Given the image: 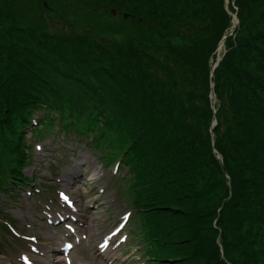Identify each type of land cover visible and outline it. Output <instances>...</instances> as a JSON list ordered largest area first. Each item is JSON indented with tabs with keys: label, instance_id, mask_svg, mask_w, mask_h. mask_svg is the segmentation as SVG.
<instances>
[{
	"label": "trees",
	"instance_id": "obj_1",
	"mask_svg": "<svg viewBox=\"0 0 264 264\" xmlns=\"http://www.w3.org/2000/svg\"><path fill=\"white\" fill-rule=\"evenodd\" d=\"M101 1L116 7L114 11L124 10L129 16L132 13L128 11L140 13L141 5L132 8L131 0ZM238 1L240 26L227 36L226 50L212 79L202 71H210L211 63L198 60L196 56L200 53L194 46L199 45L200 36L209 37L215 30L216 45L227 35L223 25L229 18L222 8L216 10V15L212 14L211 31L204 25L182 27L184 20L161 16L171 32L193 43L183 45L186 50L172 44L178 50L175 59L189 60L181 68L192 70L190 79L180 84L175 78L173 82L168 77L171 70L162 75L165 82L159 72L152 77L161 84L162 97L168 96L159 108L155 102L159 92L149 86L140 94L133 92V88L119 90L113 83L107 88L96 87L98 82L85 77L87 71H80L78 65L79 71L73 69L78 76L66 75L71 82L89 87L82 93L76 90V100H87L91 94L101 117L110 125L115 123L126 134L127 154H132L137 162L132 168L137 170L136 183L153 187L155 206L172 214L167 219L153 218L147 237L155 244L164 245L171 260H179V264H264V47L259 43L264 29L259 26L256 31L247 32L251 18L249 0ZM215 3L213 0L214 6ZM27 5L28 0H17L13 12L22 15ZM154 5L150 9L153 15L164 14L158 3ZM165 7L171 8L172 3H166ZM144 48L143 44L140 55L154 60L165 57L155 47L146 49L145 53ZM36 64L40 70L33 81L30 77L19 81L23 97L34 91L37 84L50 90L57 83L49 77L36 80L46 72L49 63ZM167 66L174 72L181 70L170 59ZM213 80L218 98L214 107L210 99ZM199 84L203 88L201 94L197 91ZM33 97L39 101L38 91ZM231 104L235 105L234 110L229 108ZM25 114L21 111L24 122H29L31 110ZM214 114L217 124L212 135ZM214 149L222 154L223 161L216 158Z\"/></svg>",
	"mask_w": 264,
	"mask_h": 264
},
{
	"label": "rangeland",
	"instance_id": "obj_2",
	"mask_svg": "<svg viewBox=\"0 0 264 264\" xmlns=\"http://www.w3.org/2000/svg\"><path fill=\"white\" fill-rule=\"evenodd\" d=\"M16 2L17 0H0V130L1 133L5 132L9 138H11L10 128L12 129L14 125L19 126L21 124L19 113L26 107L23 103L25 100L19 90V81L25 77H30L33 81L35 74L40 70L36 62L49 63L48 67L45 68L46 72L40 74L36 80H40L41 75L49 77L66 87L70 86L72 89L81 90V93L83 89L89 90V87H82L75 82H71V78L68 77L71 75L73 77L78 76L73 71V69L79 71L76 65L80 67V71H87L85 77L98 82L95 84L96 87L103 86L107 88V85L113 83L118 86L119 90L133 88V92L140 94L146 91L145 86H149V89L159 92L155 101L159 108V105L162 106L161 102L168 96L162 97L161 84L152 78L156 72L160 73L161 80L165 82L166 79L164 81L162 75L166 76L168 71L171 70V74L168 75L169 79L174 82L176 78L180 84L192 76V70L190 71L189 67L181 68L184 62H189V60L175 59L174 54L178 50L173 48L172 44H179L177 48L186 50L183 45L193 42L178 37L177 32H171L162 17L170 16V20L175 19L180 22L184 20L182 27L195 24L197 27L204 25L211 31L213 26L212 14L216 15V10L220 11L222 8V12H225L229 18L228 23L223 25L224 28H227V34L232 35L235 29L240 26L238 17L240 4H237L239 3L238 0H216L215 6L213 0H131L133 3H129V5L132 8L141 5L140 13L127 10L128 13H132V16L125 14L124 10H118V8V11H114L113 9L116 7L101 0H28V5L22 15H18L13 12ZM168 2L172 3L171 8L165 7ZM219 2L220 5H217ZM156 3H158L164 14L158 16L152 14L150 9L156 7L154 5ZM249 5L251 18L247 23V27H243L247 28L248 33L256 31L259 26L264 29V20L261 21L264 18V0H249ZM183 9L186 12L182 13ZM234 24L236 26L232 28ZM206 35L200 36L198 39L199 45L194 46L200 53L196 57L198 60H209L211 65L213 62L218 64L224 55L226 45L224 44L222 48H219L223 38L216 45V30L209 37H205ZM150 40L154 42L150 44ZM251 42L253 41L251 40ZM142 43L146 46V49L155 47L159 51L158 53H164L165 57L154 60V58L150 59L146 55H140L143 53ZM259 43L264 47V37L260 39ZM30 47L37 51L32 50ZM146 49L144 48V53ZM168 59L181 70L174 72L172 68H168ZM197 71L201 76L204 75L202 72L204 71L209 74L210 79L214 78L211 70L202 69L201 71V69H197ZM201 89H203L202 85L199 84L198 94H201ZM55 102L48 106L53 107L52 116L59 114L58 121L60 123L65 121L63 115L68 112H70V118H72L71 114L75 110L70 111V107L55 104ZM215 102L218 103L216 93L213 99V103ZM97 104L93 101L92 95L89 94L88 99L82 102V108H79L82 109L80 115L81 120H83L81 122H84L83 129L96 133V138L89 142L84 135H79L76 132V138L71 143L68 138L69 135H64L59 131L54 134L51 140L48 139L42 142L40 135H44L51 129L49 124L53 123L54 119L50 118L48 122L44 121L32 125L29 131H38L37 134L36 132L28 133V141L33 145L31 164L35 161V164L28 168L29 175L37 180V169L46 173V169L49 167V165L39 166L41 157L37 145L42 143L44 147L49 146L54 151L51 156H49V151L41 156L46 158L48 162L51 161L55 165L59 164L62 172L67 171L70 167L68 161L63 159L60 162L65 157V150L69 151L75 148L78 152L71 151V154L74 152L73 156L75 158L93 159L94 166L107 176L105 179L106 185L108 187L114 185L113 181H116L114 177L118 173L113 172V169H115L113 163L117 160L121 149L126 146L123 139L126 141L128 139L126 134L115 126L110 125L109 129L104 127L102 118L100 119L98 115L94 114L97 110ZM229 108L234 110L235 105L231 104ZM40 114L36 116V119H39ZM55 122L57 121L55 120ZM99 129H103L104 132ZM80 133H83L82 130H80ZM50 134L46 133L43 138L48 137ZM99 136H101L100 139H98ZM100 146L103 150L95 152ZM213 152L216 154V158L223 161V157H220L222 154L218 150ZM120 184L124 187L122 182ZM27 189L33 190L34 187L32 189L28 187ZM122 189L121 193L118 192L119 194L115 191L107 194L108 204L115 213L122 210L127 211L128 214L131 211L130 215L133 220L135 214L131 206L133 194L130 188L125 187ZM21 197L20 202L14 209H11L14 218L17 219H19L25 203L23 194H21ZM12 199L13 197H3L0 201L3 206L13 208L14 201H11ZM39 235L41 238H49V241L53 243L49 234L42 231ZM50 246L51 244L42 243L41 240H38L37 244L34 241L25 239L22 240V243L18 241L15 244L14 251L11 252L14 259L8 261L20 262V255L30 254L32 259L37 260V264H44V258L50 256ZM36 248H39V253H36ZM47 251L46 255L43 254Z\"/></svg>",
	"mask_w": 264,
	"mask_h": 264
},
{
	"label": "water",
	"instance_id": "obj_3",
	"mask_svg": "<svg viewBox=\"0 0 264 264\" xmlns=\"http://www.w3.org/2000/svg\"><path fill=\"white\" fill-rule=\"evenodd\" d=\"M235 22H236V20H235ZM235 24L232 26V28H235ZM232 32V31H231ZM225 38H226V36L222 39V41L220 42V48L222 47V45L224 44V40H225ZM216 65H217V63H215L214 64V66H213V70H214V68L216 67ZM214 82L212 83V91H211V98H212V100L214 99V97H215V91H214ZM216 123V122H215ZM220 157L222 158V156L220 155Z\"/></svg>",
	"mask_w": 264,
	"mask_h": 264
},
{
	"label": "snow or ice",
	"instance_id": "obj_4",
	"mask_svg": "<svg viewBox=\"0 0 264 264\" xmlns=\"http://www.w3.org/2000/svg\"><path fill=\"white\" fill-rule=\"evenodd\" d=\"M61 196H62L63 199L67 200V197L63 196V194H61Z\"/></svg>",
	"mask_w": 264,
	"mask_h": 264
},
{
	"label": "bare ground",
	"instance_id": "obj_5",
	"mask_svg": "<svg viewBox=\"0 0 264 264\" xmlns=\"http://www.w3.org/2000/svg\"><path fill=\"white\" fill-rule=\"evenodd\" d=\"M219 50H220V49H219ZM44 152H45V150H44V151H41L40 154H43Z\"/></svg>",
	"mask_w": 264,
	"mask_h": 264
}]
</instances>
